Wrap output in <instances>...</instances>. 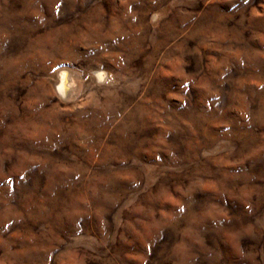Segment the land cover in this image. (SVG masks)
<instances>
[{
	"label": "rangeland",
	"instance_id": "374dc122",
	"mask_svg": "<svg viewBox=\"0 0 264 264\" xmlns=\"http://www.w3.org/2000/svg\"><path fill=\"white\" fill-rule=\"evenodd\" d=\"M263 132L264 0H0V264H264Z\"/></svg>",
	"mask_w": 264,
	"mask_h": 264
},
{
	"label": "bare ground",
	"instance_id": "6f19581e",
	"mask_svg": "<svg viewBox=\"0 0 264 264\" xmlns=\"http://www.w3.org/2000/svg\"><path fill=\"white\" fill-rule=\"evenodd\" d=\"M76 86L73 82V72L68 68H62L60 70L58 87L56 91L63 98L69 99L73 96ZM84 128V127H83ZM33 133V132H32ZM264 133V132H263ZM30 135V134H29ZM95 151V150H94ZM147 153V152H146ZM120 173V172H119ZM117 175V173H116ZM121 177V176H120ZM115 179V178H114ZM258 184V183H257ZM262 187V186H261ZM93 188V187H92ZM236 191V190H235ZM246 195V194H245ZM258 195V194H257ZM243 201V200H242ZM175 204V203H174ZM32 205V204H31ZM13 214V213H12ZM6 218V217H5ZM217 221V220H216ZM152 224V223H151ZM154 226V225H153ZM241 226V225H240ZM134 230V229H133ZM137 231V230H136ZM145 231V230H144ZM136 233V232H135Z\"/></svg>",
	"mask_w": 264,
	"mask_h": 264
}]
</instances>
